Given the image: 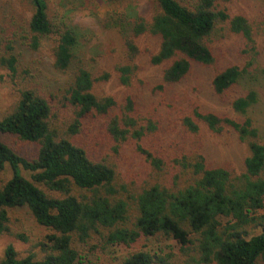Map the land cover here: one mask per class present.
Masks as SVG:
<instances>
[{
	"label": "trees",
	"instance_id": "trees-1",
	"mask_svg": "<svg viewBox=\"0 0 264 264\" xmlns=\"http://www.w3.org/2000/svg\"><path fill=\"white\" fill-rule=\"evenodd\" d=\"M25 1L30 17L0 47L37 51L49 43L52 69L64 79L46 93L25 71L17 85V55L0 58L17 91L0 118V137L35 146L26 158L0 139V169L11 170L0 185V237L26 242L11 229L16 209L46 229L37 251L23 258L6 244L0 264H100L95 256L147 238L175 246L110 264H264V95L254 84L264 76V0H145L147 12L109 14L102 27L116 32L124 52L112 72L97 76L80 56L81 34L49 16L47 0ZM224 36L236 39L241 63L221 66ZM148 39L156 43L148 62L160 69L161 92L194 65L212 70L210 88L223 111L192 106L178 117V139H161L159 120L150 110L140 113L128 90L140 68L139 44ZM111 77L123 88L119 96H97L95 86ZM204 131L231 136L244 156L210 161ZM125 151L128 167L137 163L144 175L128 185L116 166Z\"/></svg>",
	"mask_w": 264,
	"mask_h": 264
},
{
	"label": "rangeland",
	"instance_id": "rangeland-1",
	"mask_svg": "<svg viewBox=\"0 0 264 264\" xmlns=\"http://www.w3.org/2000/svg\"><path fill=\"white\" fill-rule=\"evenodd\" d=\"M47 5L49 16L56 20L65 21L68 26L73 27L77 33L81 34L79 53L81 57H84L85 63L92 67L91 70L95 76L102 69L112 72L114 63L122 60L124 52L122 42L116 32L102 27V24H105L104 19L109 14L114 16L123 14L131 8L140 13L149 10L145 0H47ZM31 12V7L25 0H0V39H7L13 31L18 30L19 26L24 25ZM12 19L15 20L14 24ZM139 45L142 51L138 59L140 68L136 74L134 85L128 90L136 95L140 113L150 110L159 120L161 139H178V117L182 116L192 106L196 105L204 111H223L210 88L211 69L194 65L189 75L180 84L167 87L164 92H161L155 88L161 80L160 69L151 66L148 62L150 54L148 50L155 51L156 43L148 39ZM219 45L221 47L219 57L221 66L242 62L236 54L238 49L236 39L224 36ZM260 49L259 65L263 67L264 40ZM9 53L16 54L19 59V63L16 65L20 76V79H15L17 85L18 81L24 77L22 72L26 71L35 77L34 81L38 82L41 89L46 93L56 91L60 87V81H63L64 78L52 69V52L49 43L44 44L37 51H30L27 47H14V50L9 52L5 50V47H0V58L2 56L8 57ZM25 81L27 83L31 79L27 76ZM15 83L10 81L7 71L0 65V118L10 110L11 105L16 101ZM254 84H256V90L260 92L262 99L264 76H259L258 82ZM122 90L123 88L111 77L108 81L97 84L94 93L97 96L109 94L119 96ZM262 106L264 108V99H262ZM203 138L206 154L212 162H236L246 152L244 147L226 134L214 137L204 131ZM0 139L9 146L16 148L23 157L32 158L34 156V145L22 143L14 137L1 136ZM129 154V151H125L116 165L120 179L127 185L131 180L134 179L137 182L144 176L143 167L139 169L137 163L134 167H128V162L124 158L129 157ZM97 155H100V151L97 152ZM23 174L26 175V173ZM10 176L9 167L0 169V185L6 182ZM10 225L13 233L25 236L26 242H22L14 236L0 237V257L3 247L8 243L17 247L20 258L25 257L26 251H37L35 247L45 235L46 229L37 225L26 209L12 211L10 213ZM172 246H175V243L170 240L147 238L130 249L114 248L101 256L99 260L96 259V256L93 259L100 264H110L116 263L122 257L135 251L153 252L163 248L167 250Z\"/></svg>",
	"mask_w": 264,
	"mask_h": 264
}]
</instances>
